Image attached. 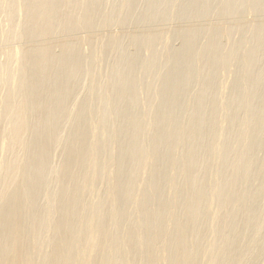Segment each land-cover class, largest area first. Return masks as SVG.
Returning a JSON list of instances; mask_svg holds the SVG:
<instances>
[{
    "label": "bare ground",
    "instance_id": "1",
    "mask_svg": "<svg viewBox=\"0 0 264 264\" xmlns=\"http://www.w3.org/2000/svg\"><path fill=\"white\" fill-rule=\"evenodd\" d=\"M107 1L0 0V264H264V0Z\"/></svg>",
    "mask_w": 264,
    "mask_h": 264
},
{
    "label": "rangeland",
    "instance_id": "2",
    "mask_svg": "<svg viewBox=\"0 0 264 264\" xmlns=\"http://www.w3.org/2000/svg\"><path fill=\"white\" fill-rule=\"evenodd\" d=\"M106 1V0H105ZM113 1L115 2V3H113ZM113 1H110L109 0V2H111V4H108L109 2L107 1V4H106V7L108 8V7H114V6H117V4H118V2L120 1L121 2V0H117V1H115V0H113ZM135 1H137V0H135ZM147 0H138L137 2H134V3H136V4H134L135 5V7H133V10L135 9V10H137V11H141V12H137L136 11V15L138 16V14H143V11H144V9L142 8V7H145V5L148 3V2H146ZM179 3H184V1H186V0H177ZM215 1H217V0H214V2ZM225 1V0H224ZM146 2V3H145ZM212 2H213V0H212ZM214 2H213V5H214ZM218 3H220L219 4V6H221L222 4H221V0H218L217 1ZM217 2H215L216 4H215V6H217L218 5V3ZM223 3V2H222ZM115 4V5H114ZM145 4V5H144ZM210 4H211V1H210ZM107 5H110V6H107ZM113 5V6H112ZM139 5H140V7H139ZM144 5V6H143ZM218 6V7H219ZM146 7H147V5H146ZM214 7V6H213ZM212 7V8H213ZM218 7L216 8V7H214V8H216L215 9V12H218L217 11V9H218ZM246 7H244L243 8V10L245 9ZM142 9V10H141ZM146 9V8H145ZM135 10H134V13H135ZM212 10H214V9H211V11ZM241 10V9H240ZM243 10H241L240 11V13L241 14H243V16H245V17H243V16H241L240 15V17H243V18H240L241 19V21H240V24H241V26H243L244 28H246V27H249V26H255V24H264V13H260V12H258V11H256L257 13H255L254 11H252L253 12V14H252V12H250V10H246L245 9V11H246V15H244V12L242 13V11ZM182 11V10H181ZM180 11V12H181ZM210 11V12H211ZM249 11V12H248ZM179 12V13H180ZM181 13H183V12H181ZM179 14V16H176V18L174 19L175 21H170V22H168V23H161V24H157V25H154V27H153V30H154V32H158V33H174V35H172V38L176 35V34H178L179 33V31L178 30H183V28L184 27H190V28H194V29H197V30H203V28H204V30H205V28H207V27H213V26H216L217 25V22H218V24L219 25H221V26H225V27H231V26H233L235 23H234V20H233V18H224V21L227 19V21H223V18L221 19L220 18V16L219 15H217L218 13H215L214 14V11H213V15H212V13H211V15H212V17H211V15L209 14V16H210V18L211 19H208L209 18V16H208V18L207 19H204V21L201 23L200 21H202V19H191V20H189V22L187 23V21H185L184 20V18H181L182 16V14ZM259 14H261V15H259ZM140 16V15H139ZM181 16V17H180ZM217 16H219V17H217ZM177 17H179V18H177ZM214 17V18H213ZM217 17V18H216ZM213 18V19H212ZM219 18V19H218ZM186 19V18H185ZM214 19H217V22L215 23L214 21ZM231 19V20H230ZM196 20V21H195ZM197 20L199 21L198 23H197ZM206 20V21H205ZM222 20V21H221ZM195 21V22H194ZM211 21V22H210ZM223 22L224 24H222L221 22ZM244 21V22H243ZM192 22V23H191ZM262 22V23H261ZM190 23V24H189ZM195 23H197L196 25L198 26L197 28H195V25L194 24ZM244 23V24H243ZM214 24V25H213ZM251 24V25H250ZM252 24H254V25H252ZM257 24V25H258ZM229 25V26H228ZM244 25H246V27L244 26ZM7 27V26H6ZM148 28V26H146L145 24H138V25H131V24H129V25H126V27H124L123 25H114V26H112L110 29H108V30H106V31H103V35H112V34H116V35H122V34H124V38L125 39H127L128 38V36L130 35V34H135V33H142L145 29H147ZM186 28V29H187ZM185 29V28H184ZM170 30H171V32H170ZM163 31H165V32H163ZM169 31V32H168ZM112 32V33H111ZM178 32V33H177ZM84 36V33H80V34H78V36L79 37H83ZM175 37H177V36H175ZM171 38V42L170 43H172L171 44V47L173 46V49L174 48H176V49H179V47H181V43L178 41V37L177 38H175L174 40ZM232 39L234 40V41H237V40H239L240 39V35L238 34V33H234L233 35H232ZM205 40V41H204ZM200 41V42H199ZM198 42V47H199V44L201 43V45L200 46H205V45H207V40L206 39H204V38H201V40H199ZM221 45L222 46H226L227 45V40L226 39H222L221 40ZM176 49H174V50H176ZM83 52L84 53H88L89 52V47L88 46H84L83 47ZM0 58L3 60L4 59V57L1 55L0 56ZM263 62H261V64L258 66V68L256 69V70H260V66H262L263 64H262ZM232 68V67H231ZM264 68V65L261 67V69H263ZM102 69H103V66L102 65H97L96 66V71L97 72H100V71H102ZM233 70H234V67L232 68ZM226 74V73H225ZM224 74V77L226 78V81H224V83H223V86H222V90L223 91H227L228 90V88H229V86H230V80H232V77H230V76H233L232 74L230 75L229 73H227V74H229V75H227V77H226V75ZM229 77V78H228ZM87 85V83L85 82L83 85H82V88L81 89H83L84 88V86H86ZM80 89V90H81ZM80 92V94L81 95H83L84 94V90H81V91H79ZM57 153H59V150H57ZM260 156V158H262L263 157V155H259ZM262 156V157H261Z\"/></svg>",
    "mask_w": 264,
    "mask_h": 264
}]
</instances>
